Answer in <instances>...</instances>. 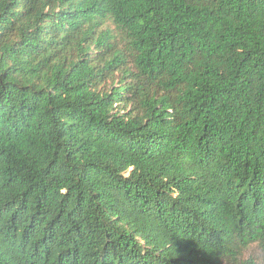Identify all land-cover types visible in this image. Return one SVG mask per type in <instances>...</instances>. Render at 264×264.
I'll use <instances>...</instances> for the list:
<instances>
[{
  "label": "trees",
  "instance_id": "16d2710c",
  "mask_svg": "<svg viewBox=\"0 0 264 264\" xmlns=\"http://www.w3.org/2000/svg\"><path fill=\"white\" fill-rule=\"evenodd\" d=\"M252 244L264 0H0V264H257Z\"/></svg>",
  "mask_w": 264,
  "mask_h": 264
},
{
  "label": "rangeland",
  "instance_id": "374dc122",
  "mask_svg": "<svg viewBox=\"0 0 264 264\" xmlns=\"http://www.w3.org/2000/svg\"><path fill=\"white\" fill-rule=\"evenodd\" d=\"M109 82L110 80L104 79L101 84V87H105L106 85H108ZM248 258H253V260L257 264H264V251L259 248L256 244H252L247 250L243 252L242 256L240 257V260L245 261Z\"/></svg>",
  "mask_w": 264,
  "mask_h": 264
}]
</instances>
